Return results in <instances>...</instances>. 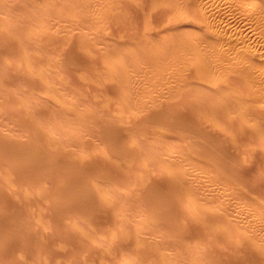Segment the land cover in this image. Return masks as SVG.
<instances>
[{"label": "bare ground", "instance_id": "bare-ground-1", "mask_svg": "<svg viewBox=\"0 0 264 264\" xmlns=\"http://www.w3.org/2000/svg\"><path fill=\"white\" fill-rule=\"evenodd\" d=\"M157 1L159 2V0ZM102 2L105 1L102 0ZM102 2H100V4ZM84 3H82L81 5H84ZM127 3L128 5L126 4L125 0L122 1L114 0V2L111 1L110 9H113L114 12V10H117L118 7H120L122 11L119 13V18H121L123 12H125L124 19L126 20V17L129 16L128 15L129 11L132 10L136 12V10L139 9L136 8V10H134L135 8L133 9V6L129 2ZM69 6H73L74 9H78L77 8L78 6L76 8L74 7V5L71 4ZM86 6L88 7L87 3L85 4V7ZM89 6L91 8L93 5L90 4ZM69 8L71 7H68L67 9ZM153 8L154 10L153 11L151 10L152 11L151 19L148 18L150 17L149 10H146L147 12L144 10H139L142 11L141 14L140 12L138 13L141 16V18L137 17V19L136 18L134 19L136 22H138L137 20H141V21H139L140 23H134L136 24V26H134V24L133 26L134 29L135 27L138 28L142 27L140 31L139 30L136 31L138 33L141 32L142 30L145 33L147 29L151 31V29L153 28V30H155L156 33L153 34L154 37L156 38V42L159 39L161 43V44L158 43V47L165 50H163V52L161 51V49L158 50L160 55L161 53L164 54L162 56H158V58H156L157 56L154 55L156 56L154 57L155 60L151 61V63L153 64L149 66H153L154 62L157 61V64H155V67L158 65L157 68L152 67L154 69V72L153 70H151L152 69L151 67H150L151 69H149L148 68L149 66L145 65L146 66L145 70L147 73H149V76L147 73L146 74L143 73L141 75L145 74L146 78L150 77L151 78L150 80L153 79L154 81L158 80L160 77L161 80L163 77H167L165 79L163 78L162 81H160V79L157 81L158 83L159 81L160 82L164 81L163 83H167L169 80V83L167 84H170L171 81L174 80L176 77L178 78L181 77V79L184 82H187L190 85V91L186 90L187 94L183 91L182 93H184V95L186 94L184 97L183 95L182 97H180L179 96L180 94L176 95V98L177 96H179L178 98H182V100L180 99L181 101L178 100V102L175 101V103L173 101L174 104L171 102L169 103V100L168 101L165 100L167 99V97L165 96H168L170 93L166 91L168 94L166 95L165 94L166 92H163L165 95H163V97L161 96L160 97L163 98L164 101H167V103H165L161 98L158 97V94H160L161 92L158 93L157 96L155 97V94H153L154 90L152 89L154 81L151 82L150 80H148L152 84H150L151 87H149L148 85L149 82H148L146 86H148L153 91L151 94L149 93L150 97L153 94V96L156 99L159 98L158 99L159 101L154 100L155 98L152 97L148 98L150 100H145L149 102L153 99L151 103L152 105L154 104V107L151 109V107L147 105L148 102L147 104L144 103L145 101L140 103L139 101L140 98H138V93H139L138 90L136 89L135 91L132 89V87L129 86L130 81H132L130 79L127 86L125 84L123 85L126 87L129 86V89L131 88V90L127 88L130 92L128 91V93H126V95L124 96L126 97L125 101H122L124 99H121V101L119 100V102L118 100H115L114 103H112L111 100V102L106 106V108H102L105 110L104 115L99 117L96 115L97 113L95 111H94L95 115H93L94 114L93 111L88 110L90 108H83L81 110H78V105L76 104V102L71 101V99H68L71 97V95L74 94L75 96L77 95L76 94L77 91L74 90L73 88L72 91L67 90V88H65L64 90L68 91L66 92V95L67 93L69 94L70 92L74 94H69L66 96L59 92L62 90L61 88L59 90V87L62 86V88H64L63 85L65 87L68 86H66L67 84L64 83L62 84L61 81L56 78H55L56 81L57 82L60 81V84H62V85L59 84L60 85L59 87L57 86L56 82L51 81L54 78L50 79L49 71L51 70V72H53L55 69H53V71L52 69H48L49 71L46 70L48 73L46 74L44 80L38 77L40 74L36 76L34 74H31L30 72L29 73L31 75L28 74V76L30 75L28 77L26 75L27 72L24 71L25 66H23L24 62H26V58L28 57L25 56L24 59L25 54L22 56V52L21 54H19L20 51L16 50L17 48L19 49V47L21 49L22 48L24 49L23 43L22 44L20 43V46H18L19 42H16V38L15 39L12 38L13 35L11 34L10 35L12 37L7 35L8 33H6L4 29L5 24L2 25V23L4 22L6 23V19L3 20L4 22L2 23L0 22V47H3V49L0 48V94H4L2 99H0V111H4L2 113L3 115L1 114V117L4 116V118L9 119L8 122L10 120H13V122L15 120L16 122L17 120L20 122V124L24 123L25 125L24 124L21 125L26 126V127L23 126V128H27L30 133L28 139H26L25 141L24 140L19 141V139L17 138L14 139L15 137L11 135L10 132H4L2 129H0V264H101V259L104 258L103 256L99 257L100 252L103 251L102 245L107 243L106 245L108 247V243L118 239L122 243L125 240V236H127L126 235L127 233L131 234V235L129 234V236L126 237V241H127V238L131 236L129 243L126 242L128 243L127 245L124 244L125 242L122 243L123 245L120 242L119 243L121 244L120 247L125 245L126 248L132 250L131 252L132 256H128L129 254L128 255L124 254L126 252L124 253L122 252V253L124 254L125 257L126 256L131 257L132 259L130 258L129 260H132L133 264L134 261H136L135 264L138 263L167 264L166 260L160 259L161 256L167 257L168 258L167 260L172 259L171 264L173 263L178 264L179 262L177 260L179 258L181 261L184 259L182 258V256L177 258L179 254L178 256H176V254L180 253L181 251L182 252L184 251L188 255V258L193 262L196 259L195 254L197 252H201L199 253L201 254V256H198V258L200 257V259L203 262H205L203 264H264V207H263L264 200L263 199H261L262 201L258 200V203H262V204L261 206L257 207L255 205L257 202L253 203L251 202V200L246 201L245 198L243 200L242 197L244 196L240 195L241 193L239 194L240 191L238 188L236 189L234 188V190L238 189L236 192L232 189L230 190V188L228 187V186L233 187L232 185H239L241 186L242 190L247 193L264 196V190H263L264 186L262 185L264 183V128L260 130H256L258 131L257 134L259 133L263 135L260 136V138H257L256 140L250 142L248 139V135H249L248 134L249 132L247 131L248 129L246 130V128H244L245 126L243 127V125L240 124V120L241 121L248 120L249 122L248 121L247 122L249 124L250 121L259 122V124H263L264 121V105H263L264 64L262 65V63L264 62V54H262L263 50L260 48V50H262L261 55H257V53L256 54L251 53L252 52L251 48L247 46L251 42L254 44L256 42H254L253 40V41H249V44H246L248 42V38L252 36H245L246 34L242 36V34L240 33L244 29L247 30V27L249 26L248 29H251V34L254 36V38H256L255 35H257V37L258 36L262 37L258 39L256 38V40L264 39V0H161L160 4L154 5ZM89 9L86 10L82 8L81 12L83 10L84 11L86 10L89 11V13L91 14L90 11H92L93 9L92 8H91L92 10ZM102 9L104 8L102 7ZM99 10L101 12L100 7L98 8V10H96V12H98ZM76 11L77 10H74L73 13ZM49 12H53V11H47V13ZM67 12H70V9ZM77 12L79 14L81 13L79 11ZM57 14L58 16H60L59 13L54 14V12L50 16L52 17L53 15H55L54 17L56 19L57 18L60 19L57 16ZM134 14L138 16V14L136 13ZM134 14H132L133 17H136L134 16ZM224 14H226L228 17L227 16L225 17ZM44 15L46 16L45 18H48L46 14ZM44 15L41 17L43 18ZM78 15L76 14V16ZM223 15L225 18H223ZM50 16L49 18L52 19ZM105 17L107 18V16ZM55 18L52 20H56ZM130 18H127V20H129ZM233 18L236 19L237 21L238 20L240 21L238 22V25L242 21L244 22V24L247 25V27L244 29H242L243 25H241V27H236L235 25H233L234 23L232 21ZM101 19H100L101 21L99 20L100 22L105 20L103 17ZM127 20H126L127 24L124 23V20H122L124 25L126 26L129 25L128 23L132 22L131 20H129L131 22ZM105 21L104 23L108 25V23H106ZM151 21L153 25L148 27ZM104 23L102 22V24ZM10 24L14 25V23L12 22ZM94 24L92 26H95V29H97L98 31L99 29L98 27H96V24L97 26H99L98 22L95 25ZM99 24L101 25V23ZM139 24H141L142 26H140ZM235 24L237 25V23ZM9 25L8 28H11L9 27ZM13 25L11 26L14 27L15 25L14 26ZM119 25H122L121 21ZM119 25L117 27H119ZM110 26L112 25L109 24V27ZM123 26L120 27L123 28ZM50 28L53 29L52 27ZM19 30L17 31V33L20 34L22 30L21 32H19ZM124 30L125 32L126 30L129 31V29H124ZM13 31L16 32L15 28ZM27 31L29 32V30L25 31L26 32L25 36L28 37ZM33 31L36 30L33 29ZM56 31L57 30H55L54 33H57ZM112 31H111L112 33L110 32L111 35H114L113 34L114 30ZM121 31L123 32V29ZM248 31L249 30H247L246 32L250 33V31L249 32ZM17 33L15 34L18 35ZM98 33L102 34L100 30L98 31ZM126 33L129 34V32ZM22 34L23 33H21L20 35ZM29 34L31 33L29 32ZM33 34L32 37L30 35L31 38L34 37ZM95 34H96L95 35L96 38H98V36H101L104 39L103 37L104 34L103 35H98L97 33ZM127 35L125 36V38L127 37ZM18 36L17 38L18 40H20L21 36L20 37ZM114 36H118V35H114ZM136 36L134 37L136 38ZM21 38H23V35ZM51 38L50 41L55 42L53 43L54 45L57 44L56 42H60V40L57 41V37L56 40L52 38L55 41L52 40ZM28 39L30 38L28 37ZM99 39L100 38H98V40ZM35 40L34 43L38 45L39 44L42 45L41 42L40 43L39 41L35 42ZM92 40L94 42L96 41V39L95 40L91 39V41ZM262 40H260L259 42H261ZM26 41L24 40V42ZM87 42H89V40ZM139 42L140 41H138V43ZM86 43L83 44L86 45ZM105 43L103 45L100 43L102 45V49L103 46L105 47L108 44H110L108 43V41H107L108 43L107 45H105ZM132 43L131 44L134 46V42ZM24 44L26 45L27 43ZM89 44L87 43V45L84 47L86 48ZM94 44L90 45L93 47L92 50L97 49L94 47ZM259 44H261L260 47L264 48L263 46L264 44L263 45L262 43ZM40 45L39 47L34 46V48L41 49L42 47H40ZM256 45H254V49ZM32 46L33 45L30 46L31 49H34ZM70 46L71 49L69 50V52L67 54H65L66 52L64 53L66 55L65 59L61 60V62L59 63L60 70L62 69L63 71H66L67 72L66 74H69V76L71 73L72 76H70V78L71 77L73 78V81H71L72 79L70 80L71 82H74L76 81V79H78V81H76L75 83L73 84L71 82L70 83L73 86L74 84H76L78 87L83 88L84 93L88 95L89 99H92L90 94L93 90L94 91L96 90L92 86L93 90L91 89L92 91H90L91 85L79 79L77 77L78 75H75L78 71L75 70H81V69L83 70V68L89 64V66L87 67L89 68V70L93 69V71L90 72L94 73V70L98 67V63H97L98 61H96L97 59L95 60L90 59L92 56L90 57V53L88 52V50L85 51L88 53L89 59L87 58L88 56H86L87 55L86 53H84L86 57L85 56L82 57L80 55V51L82 47L79 41L78 42H75V40L72 41L70 43ZM135 46H134V50L136 52L137 48L135 49ZM60 47L61 45L58 46L59 49L62 48ZM99 47H100L99 51L94 50L92 52L94 54L97 53L98 55V52L102 51L100 45ZM126 47H128V45ZM137 47H139V45ZM251 47L253 48V46ZM30 50L28 51L30 52ZM256 51L257 49L255 50V52ZM259 51L257 52L260 54ZM36 52H39V49ZM127 52H129V49L127 50ZM127 52H125V54ZM140 52L141 55L142 54L146 55V56L142 55L143 58L148 57L147 54L144 53V50L143 51L140 50ZM31 53L32 52H30L31 58L27 59V66L32 70L35 69L34 67L36 63L35 64L33 63L36 61L35 58L37 57V55L32 56ZM48 53H50V49ZM101 53L102 52H100V55L103 54ZM106 53L105 55L103 54L104 56L103 55L102 56L105 57ZM139 53L137 54L138 58L140 57ZM51 54L53 55L54 53L51 52L47 56L41 52L42 57L46 56L44 59L50 57ZM159 54L157 53V55ZM20 56L25 61H23L20 58ZM124 56L125 55L123 53L122 58H124ZM131 56H134V58H132ZM258 56H260V58H258ZM6 57H8V59L10 58L11 62L9 63L6 62L7 61V59L5 60ZM54 57H56L55 54ZM127 57L133 60L132 62L130 61L131 62L130 64L128 63L129 61L128 62L126 61L125 66H127V64L134 66L133 70L137 71V69H139V66L144 65L142 61L146 64L145 60L147 61L150 56L145 59L140 57L142 59V61L140 60V63L142 64L139 65L137 63L138 64L137 69H135L137 64L134 60H136L137 62H139V60L136 59L134 52L132 51L131 54L127 55ZM98 58H100V60L103 59L102 61L105 62V59L102 58L101 56ZM39 59L38 61L40 62ZM44 59H42L43 62H45ZM125 59L128 60V58ZM149 59H151V57ZM55 60L57 61V59ZM118 60L115 63L116 65L120 61ZM48 61L49 60H47V62ZM172 61L173 64H170V62ZM123 62L124 61H122L121 63ZM165 62L169 66L170 65L173 66V69L171 68L173 71L172 72L173 76L170 75L172 79L171 77L168 78L169 77L168 74L171 71L169 69L170 67H168L167 64H166L167 67L165 68L164 65ZM41 63L42 62H40V64ZM109 63L111 65L112 61ZM132 63H134L136 66L134 64L132 65ZM160 65L161 67L162 65L164 66L163 69L159 67ZM125 66L123 67V71L121 70V68H119V66L118 67L116 66L115 68H111V71H109V69H107L108 71L107 70L106 71L109 72V74L112 77H117V76L119 77L120 75L119 79H122L121 77H123V75L121 73H124ZM131 66H127V67L128 68L130 67L129 69H132ZM36 67H38L37 64ZM120 67H122V65H120ZM88 68L85 69V72L86 70L87 72L89 71ZM129 69H127V71ZM142 69L144 72V68H141L139 69V71L137 72L135 71L137 73L136 75L140 76L139 75L140 73L138 74V72H142L141 71ZM164 69H167L169 72L167 70L164 71ZM38 72L39 71H37V73ZM131 72L135 74L134 71ZM131 72L129 71V73ZM150 72L152 73L151 75L153 77L150 76ZM155 72H157L156 76H158L159 78H156L155 76L156 79H154L153 73ZM88 73L86 75H88ZM179 73L185 74V78H182V76L179 75ZM53 74L55 73L53 72ZM124 74H126V72ZM166 74L167 76H165ZM138 76H136L134 80L138 81V79L139 80L142 79L141 77L137 79ZM173 77L175 78L173 79ZM64 78H62V80ZM144 78L142 79V81L144 80L147 81L146 78L145 79ZM65 80L67 81V79ZM166 80L167 82H165ZM180 80L178 81L179 83H181ZM123 81L126 82V79L124 80V77H123ZM133 81L132 83L136 85V82ZM174 81H176V79ZM174 81L172 83H174ZM118 82L122 84L121 80H119ZM178 82L175 83L176 86ZM158 83L157 86L159 85ZM163 83L160 86H164ZM138 84H140L139 81ZM135 85L134 87H136ZM141 85H143V83L140 84V87ZM170 85L172 87V84ZM160 86L159 88L156 87L157 92H159L158 89L161 90ZM140 87L138 85V88ZM144 87H145V82L143 89ZM153 87L155 88V85ZM165 87H167L166 84ZM165 87H163L164 90L162 88L163 91L166 90ZM179 87L180 85L177 87V89ZM170 88L167 87V89ZM96 89H98V87H96ZM150 89L147 90L145 93H147L148 91L151 92ZM172 89L174 88L172 87ZM100 90L101 89H99V91ZM73 91H76V93ZM143 91L144 90H142V92ZM43 95L46 97H44ZM141 95L142 94L140 92L139 97ZM75 96H73V99L76 98ZM144 96L146 95L145 94L142 95L143 99ZM48 97H52V99L54 100L56 106V109L54 108L55 110H62L60 111V113L61 112L63 113L64 109H71L72 111H74V114L71 116L78 120L89 121L90 119L91 120L93 119L94 120V121L92 120L93 124L94 123L96 124V125L94 124L93 126L98 128V130L95 129V132L97 130L98 133L97 132L96 133L99 135V137L95 132L93 133L95 134L96 137H98L97 140L99 139L100 143L103 144L104 147L100 148V143L99 141H97L99 144H97L98 146L96 145L97 146L96 148V146H94L95 144L94 145L92 144L93 142H95L94 140L96 139L91 140L90 138V140L93 141L91 142L90 140H88L89 137L83 140V141L87 140L89 142L86 141L84 143L81 137L83 135L82 133L80 138L79 136H75L78 137V139L75 138L78 142L76 144L81 148L82 154L79 153L81 152V150L80 151L78 150L80 148L74 151L72 145H69L66 148L71 147L73 150L69 148L67 149L68 150L67 151L65 150L64 147L61 148L64 144L60 147H56V149L55 148L52 149L50 141L47 144V140L46 142L44 140L45 136L40 131L34 129L33 123L35 124L38 123L34 122V119L32 120V123L28 121V116L29 119L31 120L30 115L28 114L29 110L33 108L30 107L32 105V104L30 105L31 102L33 104L36 102L38 105H40V107L42 105L45 108V110L42 109L45 112L42 110H36V108L33 110L31 109L32 111L36 110L37 112H33V114L37 113V115L38 113L39 115H41L42 113V115L44 114L45 116L46 111H49L50 108L53 107L52 106L53 104L50 105L47 102ZM147 97L149 96H146L145 98L147 99ZM220 97H223L224 100H227V103H223L222 101H220L223 100L222 98L219 100L218 98ZM169 98L170 95L168 96V99ZM216 98L218 100H216ZM44 99L47 100L45 101ZM160 100L163 101V103ZM122 102H124L125 104L129 102V105L131 106L127 107L128 109H125L123 107L125 105ZM112 109H114V112L115 110L118 109V112L114 113ZM229 109L230 110L232 109V111H234L235 113H239L240 114L239 119L237 117L236 118L231 117L230 114L228 113ZM4 113L6 115H4ZM49 113L50 111L47 112L48 115H50ZM56 113H58L59 115V111H57ZM62 113L60 116H62ZM233 113L231 115H233ZM92 115L96 117H93ZM52 116L50 115V118H52ZM60 116H58V118ZM90 116L92 117L90 118ZM0 119L4 120L3 118ZM40 120H41L40 121L41 124L42 123L46 124L47 122L50 121L49 120L47 122H44L45 121L44 119H43L44 121H42V119ZM57 120L58 119H56V121L55 120L54 121L51 120V121L54 124L57 122ZM213 121L222 122L223 126H225L224 127L225 132L229 131L228 129H232L233 131V129L238 128V126H241V128H244L243 129L244 133L242 135V137L244 136L243 140L247 138L246 140H248L250 143L243 141V143H247V144H245L244 146L240 145L241 148L239 149L238 152H234L233 154L231 152L230 154L229 148L231 147V144L229 145L230 139L229 140L227 139L229 136H227V138L224 136L225 139H222L220 137L222 135L220 134V132H217L209 128L211 126V122ZM88 123L89 122H87V124L85 123L86 128L90 124ZM59 124L56 123V127L58 125L60 126V130H62L61 127H63V125L62 124L59 125ZM46 125H48V123ZM50 126L51 124L48 126L49 130L52 129ZM262 126L264 127V124ZM55 128L52 129L51 131L55 130ZM66 128L67 129L64 128L63 131H59V129H57V131H59V134L61 136L62 135L64 136L65 134L64 131H69L70 129V127H66ZM91 128L93 127H90V130L88 131L91 132L92 130ZM87 129H89V127ZM70 131L71 133L69 135L66 133L69 137L72 134V130ZM238 131L237 133L239 134ZM66 134L65 137L67 136ZM78 134L76 133V135ZM74 135L75 133H73V136H71V138H73ZM166 135L168 137L175 136V138L177 139L175 138L173 139L175 141L177 140L178 143L181 144V146H183L184 144L185 149L186 148L190 149L191 152L193 151L198 157L206 161L207 164L214 167L215 168L214 171L216 175L213 174L214 171H212V173H209L210 175L207 174V172H205L203 166H205L206 163L200 165L201 163H197L198 161L194 162L192 158H191L192 160L190 159L192 162L188 158L186 159L187 162L190 161L191 163L194 162L196 164H199V165L193 164L192 167H194V165L202 166L201 169L203 168L204 170H199V173L205 172L204 173L205 175H203V173L199 174L198 172H196L200 167L196 171L194 168H193L194 171H192V169L189 170L188 168L185 167H187L186 165H188L189 167L190 163L188 162V164H186V162H184L183 164L185 165H183L182 164L183 161L182 159H180L179 162L183 166H185L184 168H182L183 166L181 165L182 167L180 168V171L181 169L183 170L181 172L178 171L177 173L178 176L180 174L181 177H183L184 179V180L182 179L184 185H180L179 182L181 180L178 178L177 174L173 172L175 167L172 165L173 167L172 168L170 165L165 163L166 160L165 157L171 156L172 158L175 157L177 159L181 157L176 153L174 155H178V157L174 156L173 153H172L173 156L166 155L168 153V150L169 151L171 150L170 153L172 152V150H174L173 152H175L176 150L174 149V147L176 148V146L171 147L172 149L166 147L165 148L166 150L168 148L169 149L167 151L165 150L164 152L165 154H164L163 153L164 150L162 149H164V145L166 143H164L163 141L164 145L160 146V148L163 147L162 149H160L162 151L157 152L158 155L162 153L161 156L162 159H164V161H162L161 156L160 158L158 155L154 156V153L156 154L155 151L153 153V151L149 150L148 151L149 153L146 154L143 153L142 150L145 147H143V145L139 143L142 140L141 138L147 139L146 141L147 143V142H152V140L162 139L163 137H166ZM84 137L86 138L85 135H83V139ZM132 137H135V140L138 141L137 143H139V145L137 143L132 142L131 139ZM71 138H68L69 139L68 142H70ZM136 138L138 139L140 138V141L137 140ZM50 139L53 140L54 138L51 137ZM75 139H72V141H75ZM79 139H81L82 145H80ZM174 140L171 141L174 142ZM239 141H242L241 137L239 138V140L233 139L234 143H239ZM144 143L145 141H143V144ZM66 144L68 145L67 139H66ZM140 145H142L143 149L140 148ZM157 146L158 144H156V146L153 147H157ZM238 147L239 145L235 148ZM181 150L182 149H180L179 151ZM164 155L166 156L163 158ZM184 155L185 154H183V156ZM171 157L170 159H172ZM184 159L185 158H183V160ZM142 161H144L145 163H143ZM174 161L176 160L174 159ZM248 161H253L252 162L253 165L252 166H250V164L248 165L247 163ZM176 166H178L179 169L180 166L177 165V163ZM260 168H262V170H260ZM175 171L177 172V168ZM204 177L209 179H205ZM218 177L220 178L218 180H222L221 178L223 177L226 180L225 182H227L228 186L223 184L222 185L217 184V180H215V178ZM120 191L121 193L124 192L129 195H134L141 199V200L139 199L142 202L141 207L139 208L140 210L136 212V216L135 213L133 214L132 210H131L132 213H130L131 212L130 209L129 212L127 213V214L129 213L132 214V216L134 215L137 219L129 217L130 215H128L129 217L128 218L126 216L127 214L125 215V213L117 209L116 207L117 197L115 198V194L112 193L118 194ZM39 192L43 193V196L46 198L45 200L50 202V205H47L50 208L48 207L46 208V204H43L45 210L46 209L52 210L55 216L54 219L52 218L51 219L57 220V222H55L54 229L52 228V230H54V233H52L51 235L48 234L49 236H44L43 235L44 232L41 233L42 230L40 229H39L40 231L38 229L34 230L35 228L34 219L32 218L33 216H31L33 215L31 214V212L37 213L36 209L40 210L39 204L41 203L42 205V203H45L44 201L36 202L35 201L36 198L35 199L33 198L34 200L32 199L31 201V198L33 196L36 197L41 195V194L34 195V193L36 194ZM235 192L237 193L238 197L237 195H234ZM240 198H242L243 202L239 200ZM42 199L44 200V198ZM123 199L121 200V202L124 201ZM29 200L31 202L37 203L34 205L32 203V206L33 207L35 206V208H33V211L31 209V212H29V210L26 209L28 205H30L31 203L29 202ZM214 204H216V206H214ZM137 205L136 207L133 208L138 209ZM207 205L213 206L214 209L209 210L207 208ZM132 206L135 205H133L132 203ZM124 208L125 207H123V209ZM50 210L48 212H50ZM42 213L43 212H41V215ZM28 214H31L30 215L31 218ZM45 214L47 213L45 212ZM44 216L43 217L46 218L48 215L47 216L44 215ZM205 218H206V224L204 223L205 221L203 222ZM76 219L77 222L82 221L85 224L94 227V229L98 231V233L96 232L97 234L95 233L96 235L91 233V235H93V239L85 240L86 238H84L82 235H81L82 237H80L81 232L79 233V231H77V227L75 228L74 225L75 221L73 222V220ZM132 219L137 220L136 222L138 223L137 226L132 224L133 221ZM46 220H44V222ZM46 222L48 223V221ZM208 222H211L210 225L212 226L213 230L210 229L209 226H206L208 225L207 224ZM47 223L46 225L50 224ZM80 223L81 222H79V225ZM145 224L148 225V227ZM37 225L39 224L37 223ZM126 225L131 227V231L129 230L128 232L124 228V226ZM136 227L138 228L137 236H133L135 235ZM238 227L242 229V231L238 230ZM92 231L94 232V230H91V232ZM76 233H79V235ZM78 238H83V239H78ZM59 241L62 242L63 244H60ZM133 241L135 242V245L138 246L137 249L135 247H134L135 249L131 247L133 245L131 244V242L133 243ZM160 241L166 242V243L163 242V244L165 243L168 245V243H171L174 246H171V244H169L168 246L166 245V247L163 249L162 247H160L161 245L154 244L156 242L160 243ZM94 242H97L100 245L95 244ZM125 246L123 248H125ZM114 247H116V245ZM175 247L179 249H176ZM123 248L122 250H126ZM174 248L177 251L179 250V252L173 250ZM118 250H116V252H118ZM195 250L196 252H194ZM173 251L175 252V255L172 254ZM117 254H119V252L116 253L115 255ZM117 256L118 257L115 256V258L122 259L120 254ZM106 257H107L106 261L114 260V257L113 258L111 257L112 259L108 255ZM125 257L123 259L128 258ZM117 259H115L117 261V264H120L118 263L120 259L119 260ZM200 259H198V261ZM174 260H176L178 263L176 261L174 262ZM121 261L123 263L124 262L126 263V261L124 260ZM198 261H196L195 264H197ZM112 262H110V264ZM127 262L129 261L127 260ZM131 262L129 263L132 264ZM186 262H187L186 260L185 262L183 260V263L186 264ZM188 262L190 261L188 260ZM193 262L192 264H194Z\"/></svg>", "mask_w": 264, "mask_h": 264}, {"label": "rangeland", "instance_id": "rangeland-1", "mask_svg": "<svg viewBox=\"0 0 264 264\" xmlns=\"http://www.w3.org/2000/svg\"><path fill=\"white\" fill-rule=\"evenodd\" d=\"M72 1V2H71ZM73 1H74V3H73ZM102 2V0H95V2ZM105 2H102L101 4H100V2L99 3H95L94 2V0L93 1H91V0H0V22L2 23V22H4L3 20H5L6 19V23H7V21H8V23H7V26H6V23L4 22V23H2V25H4V29H5V31H6V33H8L7 35H9V36H11V35H13V37L12 38H16V42H19V44H18V46H20V43L22 44L23 43V46H24V52H26V53H24L23 52V50L19 47V49L17 48L16 50H18V51H20V53L19 54H21V52H22V56L24 55V59H25V56L26 57H28V58H31V55H30V52H32L31 54H32V56L33 55H37V57L39 56V53H40V56L38 57V59L40 60V62H42L44 65H45V63L47 62V60H49L47 63H46V65L44 66L42 63L40 64V62L38 61V59H37V57L35 58L36 59V61L33 63V64H37L38 65V67L40 66L41 67V69H40V67L38 68V67H36V64H35V69H30L28 66H27V59L28 58H26V62H24V64H23V66H25V72H27V76H28V74H34V75H36V76H38L39 74V76L38 77H40V78H42V80H44L45 79V76H46V74L48 73L47 71H49L48 69H52V71H53V69H55L53 72L55 73V74H53V72H51V70L49 71L50 72V79L51 78H54L53 80H51L52 82H56L57 83V86L59 87L60 85H62L63 83L64 84H67L66 86H71V87H65L64 85H63V87L64 88H62V86L61 87H59V90H60V88L63 90H61V91H59L60 93H62V94H64V95H66V92H68V91H66V90H64L65 88H67V90H71L72 91V88L74 89V90H76L77 91V93H76V91H73V92H75L77 95L75 96V94L74 93H69V94H74V95H71V97L70 96H68V97H70V98H68V99H71V101H74V102H76V104L78 105V110H81V109H83V108H90V109H88V110H91V111H93V115H95V112L97 113L96 115L99 117V116H103L104 115V109H102V108H106V106L111 102V100H112V103H114V101L115 100H118V102H119V100L121 101V99H124V100H122V101H125V99H126V97H124L125 95H126V93H128V91L129 90H131V88L129 89V86L130 87H132V89L133 90H135L136 91V89L138 90V98H140L139 99V101H140V103L141 102H144L145 100H150V99H148V98H155L156 96H157V94L158 93H163V92H166V91H168V93H170L169 95H170V98L168 99V94H167V92L165 93L166 95H168V96H165V97H167V99H165V100H169V103L171 102V103H173V101H174V103H175V101H177L178 102V100L179 101H181L182 100V98H178L179 96L180 97H182V95H183V97L187 94L186 93V90H189L190 91V85L187 83V82H184L182 79H181V77H173V79L175 78L176 79V81H174V80H172L171 81V79H172V77L170 76V75H172L173 76V74H172V69H173V66H169L166 62H169V61H166L165 62V68L167 67V65H168V67H170L169 69H170V71L171 72H169L167 69H164V71L165 70H167L168 72H169V74H168V78H170L171 77V79H170V81H171V83L170 84H172V87L175 89V87H176V89H175V91H174V89H172V87H171V85L170 84H167V83H169V80H168V82H167V80L165 81V82H167V83H163V82H160V81H162L163 80V78L165 79V78H167V77H163L162 78V80L158 77V76H156V73L157 72H155V73H153V75H154V79H156V78H159L160 79V81H159V83L157 82L158 80H155L156 81V83H155V81L152 79V80H150L151 78L150 77H148L149 76V73H147L146 72V66L145 65H147V66H149V65H152L153 63H151V61H154L155 59H154V57H156V58H158V56H162L164 53H161V55L159 54V52H158V50H160L161 48H159L158 47V43H160V41H159V39L157 40V42H156V38L154 37V35L153 34H156L155 33V30H153V28L151 29V31L149 30V29H147V31L144 33L143 32V30L141 31V32H136V31H140L141 29H142V27H140V28H138V27H135V29H134V26H136V24H134V23H140L139 21H141V20H137L138 22H136L135 21V19L134 18H136L137 19V17H139V18H141V16L138 14L139 12H140V14H141V12L142 11H139V10H144V11H146V10H149V15H150V17H148L149 19H151V13H152V11L154 10V8H153V6L154 5H157V4H160V1L161 0H159V2L157 1V0H152V1H150V0H125V2H126V4L128 5V3L127 2H129L132 6H133V9L134 10H136V8L138 9V10H136V12L135 11H129L130 12V14H129V12H128V15L129 16H127L126 17V20H127V18H130V17H132V18H130L129 20H131V21H129V20H127V21H129V22H131V23H128L129 25H124V23H126V20L124 19V15H125V12H123V15H122V17L121 18H119V13L122 11V9L120 8V7H118V9L117 10H114V12H113V9H110V3H111V1H113L114 2V0H104ZM120 1V0H119ZM122 1V0H121ZM131 1H132V3H131ZM146 1H148V2H146ZM158 3H157V2ZM77 2V3H76ZM85 2V3H84ZM90 2V3H89ZM82 3H84V5H81ZM87 3V5H88V7L86 8L85 7V4ZM93 3H95V4H93ZM74 5V7L76 8L77 6V8L78 9H74L73 8V6H69V5ZM90 4H92L93 6L90 8ZM98 4H100V5H98ZM147 4H149V5H147ZM97 5H98V7H97ZM104 5H106V6H104ZM80 6V7H79ZM85 8H84V7ZM135 6V7H134ZM148 6V7H147ZM68 7H71V8H69L70 9V12H67L69 9H67ZM83 9H91L92 11H90L91 12V14L89 13V11H82L81 12V9L82 8ZM101 8V12H100V10L98 11V12H100V13H98V12H96V10H98V8ZM102 7L104 8V9H102ZM94 8H95V10H94ZM97 8V9H96ZM67 11H66V10ZM89 9V10H90ZM74 10H77V11H79V12H81L80 14L77 12H74L73 13V11ZM152 10V11H151ZM47 11H53L54 12V14H56V13H59V15L61 16V14H62V16L60 17V16H58V14H57V16L60 18V19H56L54 16L55 15H53L52 17L50 16V15H52V13L53 12H49V13H47ZM71 11H72V13H71ZM94 11V12H93ZM124 11H125V9H124ZM65 12V13H64ZM92 12H93V14H92ZM132 12V13H131ZM147 12V11H146ZM51 13V14H50ZM134 13H136V14H138V16L137 15H135ZM44 14H46L47 16H48V18H49V16L52 18V19H56V20H52V19H48V18H45L46 16L44 15ZM73 14H75V15H73ZM76 14L78 15V16H76ZM99 14V15H98ZM100 14H101V16H100ZM132 14H134V16H136V17H133V15ZM36 15V16H35ZM44 15V19L41 17V16H43ZM103 15V16H102ZM117 17H116V16ZM225 15V17L227 16L226 14H224ZM224 15H223V18H225L224 17ZM56 16V17H57ZM105 16H107V18L105 17ZM104 18L105 20V22L106 23H108V25L107 24H105L104 23V21H102L104 24H102V22H100L101 20H103V19H101V18ZM228 17V16H227ZM99 18V19H98ZM123 18V19H122ZM47 19V20H46ZM101 19V20H100ZM49 20V21H48ZM100 20V21H99ZM117 20V21H116ZM122 20H124V23H123V21ZM163 20H164V18H163ZM10 21V22H9ZM118 21H119V23H118ZM120 21L122 22V25H119L120 24ZM134 21V22H133ZM231 21V20H230ZM234 23H233V25H235L236 27H241V25H243L242 27V29H244V28H246L247 27V25L246 24H244V22H242L241 21V23L238 25V22H240L239 20L237 21L236 19H234L233 18V20H232ZM14 23V25L13 24H10V23ZM98 22V25L99 26H97V23ZM96 24V27H98V29L102 32V34L100 33H98V31H97V29H95V26H92L93 24ZM99 23H101V25L99 24ZM116 23V24H115ZM235 23H237V25L235 24ZM10 24V25H9ZM94 24V25H95ZM109 24L110 25H112V26H110L109 27ZM127 24V23H126ZM131 24H132V26H131ZM133 24H134V26H133ZM8 25H9V27H11L13 30H14V28H15V30H16V32L15 31H13L11 28H8ZM11 25H13L14 27H12ZM20 25V26H19ZM119 25V27L120 26H123V28L122 27H117ZM140 26H142L141 24H139ZM139 25H137V26H139ZM149 25V24H148ZM153 24H152V21H151V23H150V25L148 26V27H150V26H152ZM129 26V27H128ZM50 27H52L53 29H51ZM94 27V28H93ZM105 27V28H104ZM107 27V28H106ZM128 27V28H127ZM130 27H131V30H130ZM249 27V26H248ZM248 27H247V30H249L250 31V33H247L246 31V29H244V30H242L240 33L242 34V36H244V34H246L245 36H252V37H247L248 38V42L246 43V44H249V41H253L254 40V42H256L257 43V45H256V43L254 44V43H250L247 47H249V48H251V53H254V54H256L257 53V55H261V51L263 52L262 54H264V48L263 47H260V45L261 44H259V43H262V45L264 44V39L262 40V39H259V40H256V38L258 39V38H262L261 36L259 37H257V35H255V37L256 38H254V36L251 34V29H248ZM28 28V29H27ZM30 28V29H29ZM112 28V29H111ZM119 28V29H118ZM132 28H133V30H132ZM136 28H138V29H136ZM19 30V32H21V30H22V32L21 33H23L22 35H23V38H21L22 37V35H20L19 33H17V31ZM24 29H26V30H29V32L31 33V34H29V32L27 31V35H28V37L30 38V39H28V37L27 36H25L26 35V30H24ZM33 29L34 30H36V31H33ZM118 31H117V30ZM123 29V32L124 33H126V32H129V34L131 35H129L128 33H126V34H124L121 30ZM124 29H129V31L128 30H126V32H125V30ZM12 30V31H11ZM33 32H32V31ZM55 30H57L56 32L57 33H54V31ZM96 30V31H95ZM109 30V31H108ZM112 30H114V35H118V36H114V35H111V33L113 32ZM115 30H116V33H115ZM8 31V32H7ZM12 33H11V32ZM49 31H51V32H49ZM112 31V32H111ZM121 31V32H120ZM132 31V32H131ZM135 33H134V32ZM248 31V32H249ZM25 32V33H24ZM111 32V33H110ZM15 33H17L18 35H14ZM33 33H35V34H33ZM50 33V34H49ZM54 33V34H53ZM95 33H97L98 35H103V37H104V39L101 37V36H98V38H100L99 40H98V38H96V34ZM142 33V34H141ZM11 34V35H10ZM32 34H33V38H31L32 37ZM48 34H49V36H48ZM52 34V35H51ZM55 34H58V35H55ZM123 34H124V37H123ZM130 36H128V35ZM136 34H137V36H138V38H137V36H136ZM139 34V35H138ZM30 35H31V37H30ZM127 35V37L125 38V36ZM136 36V38L134 37V36ZM140 35H142V36H140ZM16 36V37H15ZM17 36L18 37H20V40H18V38H17ZM25 36V37H24ZM47 36V37H46ZM52 38H54L55 40H56V37H57V41H59L60 40V42H56L57 44H53V43H55V42H51L50 41V38L51 37ZM53 36H55V37H53ZM27 37V38H26ZM46 38V40H45V38ZM154 37V38H153ZM11 38V39H12ZM35 38H36V40H35ZM49 38V39H48ZM51 38V39H52ZM135 38V39H134ZM251 38V39H250ZM13 39V40H14ZM23 39V40H22ZM37 39H39V40H37ZM42 39H44V40H42ZM54 39H52V40H54ZM91 39H96V43H97V45H96V43L92 40L91 41ZM109 39V40H108ZM140 39V40H139ZM250 39V40H249ZM18 40V41H17ZM24 40L26 41V42H24ZM34 40H35V42L37 41H39V43L41 42L42 43V45H40V47H42L41 49L40 48H38L39 49V52H36L38 49L36 48H34V46H37V47H39V45L38 44H36V43H34ZM54 40V41H55ZM75 40V42H80L81 43V51H80V55L83 57V56H85V54L84 53H86L87 55L86 56H88L87 58L89 59V55H88V53L85 51V50H88V52L90 53V59H97L96 61H98L97 63H98V67L94 70V73L93 72H90V71H93V69H90L89 70V68L87 67V66H89V64L87 65V66H85L86 68H88V72H87V70H86V72H85V67L83 68V70L81 71V70H75V71H78V72H80V73H76L75 75H78L77 77L79 78V79H81L82 81H85L87 84H89V85H91V88H90V91H92L93 89H92V86L94 87V89L96 90V91H92L91 92V98L92 99H89V97H88V95L86 94V93H84V90H83V88H80V87H78L76 84H74V86L72 85L73 83H75L76 81H78V79H76V81H74V82H71V81H73V78L71 77L70 78V76H72L71 75V73L70 72H68V73H70V76H69V74H66L67 72L66 71H63L62 69L60 70V66H59V63L61 62V60H63V59H65V57H66V55L65 54H67L68 52H69V50L71 49V46H70V43L72 42V41H74ZM78 40V41H77ZM89 40V42H87ZM101 40H102V42H101ZM105 40V41H104ZM126 40V41H125ZM132 40V41H131ZM136 40V41H135ZM256 40V41H255ZM260 40H262L261 42H259ZM22 41V42H21ZM99 41V42H98ZM107 41H108V43H110V44H108L107 43ZM130 41H131V43L132 42H134V46L135 45H139V47H137V46H135V49L137 50L136 52H135V50H134V46L130 43ZM138 41H140L139 43H138ZM47 42V43H46ZM52 44H51V43ZM89 44V43H92V44H94V47L95 48H97V49H93L92 50V46H90V45H92V44H89L88 46H89V48H88V46L85 48L84 46H86L87 45V43ZM105 43V45H107V46H103V49H102V45ZM137 42V43H136ZM259 42V43H258ZM24 43H27L26 45L24 44ZM33 43V44H32ZM83 43H86V45L85 44H83ZM102 45H101V44ZM111 43H113V44H111ZM120 43H122V44H124V45H122V44H120ZM45 44V45H44ZM46 44H47V46H46ZM51 44V45H50ZM101 46V49H102V51H100V52H102L104 55H105V53L106 52H108V53H106V56L105 57H103L102 55H100V52H98V55H97V53H93L92 51H94V50H97V51H99L100 50V47H99V45ZM115 44V45H114ZM155 44H156V46H155ZM161 44V43H160ZM251 44H254V45H256L255 46V49H254V45H251ZM31 45H33L32 47L34 48V49H31ZM50 45V46H49ZM52 45H54V46H52ZM61 45V49H59L58 48V46H60ZM116 45H118V46H116ZM128 45V47H126ZM132 45V46H131ZM253 46V48L251 47V46ZM259 46V47H258ZM264 46V45H263ZM26 47V48H25ZM44 47V48H43ZM56 47V48H55ZM91 47V48H90ZM120 49H119V48ZM131 47V48H130ZM148 47V48H147ZM0 48H2L3 49V47H0ZM28 48V49H27ZM53 48V49H52ZM106 48V49H105ZM138 48H139V50H138ZM145 48V49H144ZM156 50H155V49ZM158 48V49H157ZM248 48V49H249ZM260 48L262 49V50H260ZM22 51H21V50ZM27 49V50H26ZM31 49V50H30ZM49 49H50V53L52 52V53H54L55 54V56L56 57H54V54L52 55H50V57H48V58H46V59H44L46 56H43L42 57V55H41V52L43 53V54H45V55H49L50 53H48L49 52ZM129 49V52H127V50ZM148 49V50H147ZM257 49V51H259L260 52V54L256 51L255 52V50ZM259 49V50H258ZM28 50H30V52L28 51ZM34 50V51H33ZM56 50V51H55ZM105 50V51H104ZM140 50L141 51H143L144 50V53H146L147 54V56L149 57H151V59H149L148 57H145V58H148V60L146 61L145 60V62H146V64L142 61V59L141 58H143V56H146V55H144V54H142L141 55V52H140ZM147 50V51H146ZM163 50H165V49H161V51L163 52ZM250 50V49H249ZM41 51V52H40ZM104 51V52H103ZM134 52V54H135V57H136V59L137 60H139V62H137L136 60H134L135 62H136V64L138 63L139 65L140 64H144L143 66H139V69H141V68H144V72H143V69L141 70L142 72H138V74L140 75V76H138V75H136L137 73V71H139V69H137V67H138V64H137V66L134 64V63H132V65L134 64L136 67H135V69H137V71L136 70H133V68H134V66H131V65H128L127 64V66H131L132 67V69H129L127 66H125L126 65V61L130 64L131 62H132V60L133 59H130L129 57H127V55H129V54H131V52ZM140 53H139V52ZM160 51V52H161ZM35 52V53H34ZM66 52V53H65ZM96 52V51H95ZM125 52H127L126 54H125ZM139 53V56L141 57H139L138 58V56H137V54ZM165 52V51H164ZM34 53V54H33ZM57 53H58V55H57ZM65 53V54H64ZM123 53H124V55L126 56H124V58H122L123 57ZM149 53V54H148ZM157 53L159 54V55H157ZM30 56H29V55ZM108 54V55H107ZM65 55V56H64ZM102 57V58H104L105 59V62L104 61H102V60H100V58H98V57H100V56ZM114 55V56H113ZM132 55H133V53H132ZM154 55H156V56H154ZM54 57V59H53V57ZM85 56V57H86ZM95 56V57H94ZM109 56V57H108ZM153 56V57H152ZM41 57H42V59H44L45 60V62H43V60L41 59ZM52 57V58H51ZM63 57V58H62ZM120 59H119V58ZM132 58H134V56H131ZM20 58L23 60V58L20 56ZM108 60H107V59ZM124 59V60H122V59ZM125 58H128V60H126ZM145 58H143V59H145ZM258 58H260V56H258ZM7 59V61L6 62H11L10 61V58L8 59V57H6L5 58V60ZM51 59H53V60H51ZM55 59H57V61L55 60ZM112 59V60H111ZM120 61H119V60ZM130 59V60H129ZM12 60V59H11ZM60 60V61H59ZM119 61L118 63H117V65L115 64L116 63V61ZM140 60L142 61V63H140ZM157 60V59H156ZM261 60V59H260ZM23 61H25V60H23ZM53 61H56V62H53ZM88 61V60H87ZM100 61H102V62H100ZM107 61H109V62H111L112 61V64L110 65V63L109 62H107ZM122 61H124L123 63H121ZM131 61V62H130ZM149 61V62H148ZM171 61V60H170ZM13 62V61H12ZM39 64H38V63ZM54 65H52V64ZM108 63V64H107ZM121 63V64H120ZM125 63V64H124ZM150 63V64H149ZM32 64V65H33ZM55 64H56V66H57V68H56V66H55ZM86 64V63H85ZM84 64V65H85ZM103 64V65H102ZM155 64H157V61H155L154 62V65L153 66H149L148 68L149 69H151L152 67H155ZM167 64V65H166ZM170 64H173V61L172 62H170ZM264 64V62L262 63V65ZM105 65V66H104ZM118 67L119 66V68H121V70L123 71V67L125 66V69H124V73L126 72V74H124V73H121L122 75H123V77H124V80L126 79V82L125 81H123V77H121L122 79H119L120 78V75H119V77L117 76V77H112L110 74H109V72H107L108 70L107 69H109V71H111V68H115L116 66ZM120 65H122V67H120ZM28 68H27V67ZM158 66V65H157ZM157 66L155 67V68H157ZM33 67V66H32ZM53 67V68H52ZM127 67V68H126ZM151 67V68H150ZM159 67H161V65L159 66ZM158 67V68H159ZM163 65H162V69H163ZM37 68V69H36ZM47 68V69H46ZM100 70H99V69ZM103 68H105V69H103ZM172 68V69H171ZM264 68V67H263ZM127 69H129L128 71H127ZM26 70H29V71H26ZM34 70H36V71H34ZM47 70V71H46ZM107 70V71H106ZM148 70V69H147ZM151 70H153V72H154V69L152 68ZM157 70H159V69H157ZM156 70V71H157ZM37 71H39L38 73H37ZM40 71H41V73H40ZM45 71V72H44ZM129 71L131 72V71H136L135 72V74H133L132 72L131 73H129ZM30 72V73H29ZM61 72H62V74H61ZM36 73V74H35ZM45 73V74H44ZM53 75H52V74ZM60 73V74H59ZM88 73V75H86ZM143 73H147L148 74V78H146V75H145V78H146V80L147 81H142V79L144 78V75H141V74H143ZM30 74V75H31ZM43 74V75H42ZM90 74V75H89ZM152 73L150 72V76L151 77H153L152 75H151ZM167 74L165 75V76H167ZM183 74V73H182ZM181 73H179V75H181L182 76V78H185V74H183L182 75ZM29 75V76H30ZM49 75V74H48ZM47 75V76H48ZM60 75V76H59ZM64 75V76H63ZM94 75V76H93ZM121 75V76H122ZM138 76L137 77V79L138 78H142V79H138V81H139V83L140 84H142L143 83V85H141V87H140V84H138V81H136V80H134V78L136 77V76ZM28 76V77H29ZM53 76V77H52ZM55 76V77H54ZM127 76H129V77H127ZM132 76V77H131ZM134 76V77H133ZM143 76V77H142ZM155 76H156V78H155ZM44 77V78H43ZM49 77V76H48ZM64 77H67V78H64ZM106 77H109V78H106ZM58 79V80H60L61 81V83L62 84H60V81L59 82H57L56 81V79ZM62 78H64L63 80H62ZM128 78V79H127ZM144 78V79H145ZM65 79H67V81L65 80ZM72 79V80H71ZM114 79V80H113ZM130 79L133 81H135L136 82V85L135 84H133L132 83V81H130ZM177 79H181L180 80V82L181 83H179L178 81L179 80H177ZM65 80V81H64ZM71 80V81H70ZM96 80V81H95ZM119 80H121L122 81V84H120V82H118ZM148 80H150L151 82L152 81H154L153 82V86L155 85V88L152 86V89L154 90V92L157 90V88H159V86L160 85H162V83H163V85L164 86H160L161 87V90H159L158 89V91L159 92H153L152 91V89H150L149 87H151L150 86V84H152L150 81H148ZM129 81H130V83H129ZM133 81V82H134ZM141 81H142V83H141ZM174 81V83H172ZM72 84H71V83ZM118 82V83H117ZM125 82V83H124ZM144 82H145V87H144V89H143V86H144ZM149 82V83H148ZM176 82H178V84L180 85V87H182V88H178L177 89V87L179 86L178 84H177V86H176ZM70 83V84H69ZM129 83V86L128 87H126L127 86V84ZM148 83V85H149V87L148 86H146V84ZM155 83V84H154ZM157 83L159 84L158 86H157ZM185 83H187V84H185ZM60 84V85H59ZM111 84V85H110ZM117 84H119V85H117ZM126 85V86H123V85ZM165 84L167 85V87L168 88H170V89H167V87H165ZM173 84H174V86H173ZM183 84V85H182ZM185 84V85H184ZM76 85V86H75ZM134 85L136 86V87H134ZM138 85H139V87L140 88H138ZM169 85H170V87H169ZM182 85V86H181ZM102 86V87H101ZM75 87V88H74ZM96 87H98V89H96ZM124 87V88H123ZM157 87V88H156ZM163 87H165V91H163L164 90V88ZM185 87V88H184ZM71 88V89H70ZM115 90H114V89ZM129 90H128V89ZM135 88V89H134ZM141 88H142V90H144L143 92H142V90H141ZM162 88H163V90H162ZM92 89V90H91ZM99 89H101L100 91H99ZM103 89V90H102ZM110 89V90H109ZM140 89V90H139ZM151 90V92L150 91H148L147 93H145L147 90ZM114 91V92H113ZM119 91V92H118ZM171 91H172V93H171ZM185 92L186 94L184 95V93H182V92ZM188 91V92H189ZM65 92V93H64ZM130 92V91H129ZM140 92H141V94L143 95V94H145L146 96H149V97H147V99L145 98L146 96H144V99L142 98V95L139 97V95H140ZM153 92V94H155V97L153 96V94L151 95V97H150V94ZM175 94H174V93ZM178 92V93H177ZM41 93V92H40ZM150 93V94H149ZM158 94V97L159 98H161V97H163V95H165L164 93L163 94ZM182 93V94H181ZM68 93H67V95H69ZM124 94V95H123ZM180 94V95H179ZM3 95L4 94H0V99H2V97H3ZM66 95V96H67ZM123 95V96H122ZM172 95V96H171ZM175 95V96H174ZM176 95H179V96H177V98H176ZM44 96V95H43ZM65 96V97H66ZM73 96H75L76 98H74L73 99ZM95 96V97H94ZM161 96V97H160ZM44 97H46V96H44ZM110 97H112V98H110ZM117 97V98H116ZM123 97V98H122ZM157 97V98H158ZM174 97V98H173ZM141 98H142V100H141ZM158 98V99H159ZM223 99V100H220V99ZM105 99V100H104ZM107 99H108V101H107ZM158 99H154V100H158ZM162 100H163V98H161ZM181 99V100H180ZM220 101H222L223 103H227V100H224V98L223 97H220V98H218ZM217 98H216V100H218ZM45 101L47 100V99H44ZM50 100H52V101H50ZM153 100V99H152ZM151 100V101H152ZM103 101H104V103H103ZM151 101H145L144 103H146L147 104V102H148V106H150L151 107V109L154 107V104L152 105V103H151ZM159 101V100H158ZM161 101V100H160ZM164 101V100H163ZM163 101H161L162 103H163ZM167 101H164L165 103H167ZM47 102L50 104V105H52L53 107H51L50 108V115L52 116V118H50V115H48L47 114V112H49V111H46V113H45V116H46V114H47V116L45 117L44 116V114L42 115V113H41V115H39V113H38V115H37V113H34L33 114V112H37L36 110H42V109H44L45 110V108H44V106H42L41 105V107H40V105H38L36 102L34 103L35 105H36V107H35V105L31 102L30 103V107H33V108H31L32 110L33 109H35L36 108V110H34V111H32L31 109L29 110V115H30V118H31V120L29 119V116H28V121L29 122H31L32 123V120L34 119V122H36V123H38V124H35V123H33V127H34V129H36L37 131H40L44 136H45V138H44V140H45V142H46V140H47V144L49 143V141H50V144H51V148L53 149V148H55L56 149V147H60V146H62L63 144L65 145L66 144V139H67V143H68V145L66 144L65 146L63 145L61 148H65V150H67V149H71V150H73L74 149V151L75 150H77L78 148H80L76 143H78L77 142V140L76 139H78V137H75V136H79V138H80V136H81V134L83 133V135H85L86 136V138L84 137V139H83V135L81 136L82 137V141L83 140H85V139H87V137H89L88 138V140H90V138H91V140H94V139H96V140H94L95 142H93V141H91V142H93L92 144L94 145V146H96L97 144H99L100 143V141H99V139L97 140V138L99 137V135L97 134L98 132H97V130H98V128H96L95 126H93L94 124H93V121L90 119L89 121L87 120V121H82V120H78V119H76V118H74V117H72L71 115H73L74 114V111H72L71 109H64L63 110V113H62V116H60L61 115V113H60V111H62V110H55L56 109V106H55V102H54V100L52 99V97H48V100H47ZM50 102H52V103H50ZM118 102H115V103H118ZM107 103V104H106ZM125 106H123L125 109H128L127 107H129V106H131V105H129V102L128 103H124V102H122ZM173 103V104H174ZM229 103V102H228ZM143 104V103H142ZM151 104V105H150ZM29 105V104H28ZM101 105V106H100ZM263 105H264V103H263ZM37 106H39V107H37ZM39 108V109H38ZM55 108V109H54ZM116 108V107H115ZM114 108V109H115ZM114 109H112L113 110V112H114ZM44 110H42V111H44ZM57 111H59V115H58V113H56ZM95 111V112H94ZM231 111V112H230ZM4 111H0V118H3L4 120H2V119H0V129H2L4 132H10V134L11 135H13L15 138L14 139H19V141H22V140H26V139H28V137L30 136V133H29V131H28V129L27 128H23V126L25 125L24 123H21V124H24V125H21L20 124V122L19 121H17L16 120V122H15V120H14V122H13V120H10L9 122H8V120L9 119H6V118H4V116L3 117H1V114L3 113ZM45 112V111H44ZM51 112H52V114H51ZM118 112V109L117 110H115V112L114 113H117ZM234 111H232V109L230 110H228V113L230 114V116L231 117H234V118H238L239 119V117H240V114L239 113H233ZM32 113V114H31ZM54 113H55V115H58V116H60L59 118H58V116H55L54 115ZM233 113V115H231ZM120 114H122V113H120ZM3 115V114H2ZM4 115H6L5 113H4ZM92 115V116H93ZM92 116H90V118L92 117ZM43 117V118H42ZM49 117V118H48ZM60 119L61 120V122H60V120L58 121L57 120V122L56 123H60V124H62L63 125V127H61V129L62 130H60V126H58L57 125V127H56V123H54L53 124V122L51 121V120H55L56 121V119ZM93 117H96V116H93ZM54 118V119H53ZM40 119H42V121H44V122H47V121H49L50 122V124H51V128L52 129H54L55 127V130H53V131H51L52 129H50L49 130V128H48V126L50 125L49 124V122H47L48 123V125H46L45 123H42V124H44V125H42L41 124V120ZM44 119V120H43ZM40 123H39V122ZM248 121V120H247ZM247 121H241L240 120V124H242L243 125V127L244 128H246V130L249 132L248 134V139H249V141L250 142H252L253 140H256L257 138H260V136H262L263 134H257V132L258 131H256V130H260V129H263L264 127L262 126L263 124H264V121H263V124H259V122H255V121H250V124L247 122ZM18 122V123H17ZM87 122H89L88 124H89V126H87V128L89 127V129H87L86 127H85V123L87 124ZM216 122V123H215ZM262 122V121H261ZM92 123V124H91ZM222 124V122H219V121H213V122H211V126L209 127V128H211L212 130H215V131H217V132H220V134H222L220 137L222 138V139H225L224 138V136L227 138V136H229L227 139L229 140V145L231 144V147L229 148V152H230V154H231V152H232V154L234 153V152H238L239 151V149L241 148L240 147V145L242 146H244L245 144H247V143H243V141H246V142H248V143H250L248 140H246L247 138H245L244 140H243V138H244V136L242 137V135H243V133H244V131H243V129L244 128H241V126H238V128H239V131H238V128H235V129H233V131L235 132V134H234V132L232 131V129H228L229 131H230V133H229V131H227V132H225V129H224V127L225 126H223V124ZM59 124V125H60ZM252 124V125H251ZM256 124H258V125H256ZM61 125V126H62ZM96 125V124H95ZM247 126H248V128H247ZM24 127H26V126H24ZM48 129H47V128ZM54 127V128H53ZM66 127H70V129H69V131H64V133L66 134H70L71 133V131L70 130H72V134L70 135V137L68 136V138H71V136H73V133H75V135H74V137L73 138H71L70 139V142H68L69 141V139L67 138V136L65 137V134H64V136L62 135H60L59 134V131H63V129L65 128V129H67ZM90 127H93V128H91L92 130H91V132L90 131H88V130H90ZM74 128V129H73ZM57 129H59V131H57ZM95 129H97L96 130V132H95ZM77 130V131H76ZM73 131H75V132H73ZM237 131L239 132V134L237 133ZM69 132V133H68ZM93 132H95L97 135H98V137H96L95 136V134L93 133ZM225 132V133H224ZM50 133V134H49ZM61 133V132H60ZM63 133V132H62ZM76 133L78 134V133H80V134H78V135H76ZM240 133H242V134H240ZM236 134H238V135H236ZM251 134H253V135H251ZM59 135V136H58ZM238 138H237V137ZM250 136V137H249ZM54 138L53 140H54V142H53V140L52 139H50V138ZM56 137V138H55ZM59 137H61V138H59ZM241 137V140L242 141H239V143H234L233 142V139L234 140H239V138ZM252 137H254V138H252ZM20 138H22V139H20ZM66 138V139H65ZM76 138V139H75ZM166 138V139H165ZM173 138H175V136H173V137H168L167 135H166V137H163L162 139H159V140H152V142H147L146 143V141H147V139H143V138H141L143 141H145V143L143 144V141L141 142L140 141V138L138 139V138H136L137 140H139L140 142V144H142L143 145V147H147L146 149L144 148L143 149V147H142V145H140V148H142L143 150V153H149L148 151L149 150H151V151H153V153H154V151L156 152V154L154 153V156L155 155H158L157 154V152L159 151H162V150H164L163 151V153L165 152V148L166 147H169L170 149H172L171 147H174V146H176V148L174 147V149L176 150L175 152H173L174 150H172V152L170 153V151L168 150V153L166 154V155H172V153H173V155L176 153V154H178V155H180L181 157L179 158V159H177V158H175V157H173L176 161H174V159L172 158V159H170V157L168 156V157H165L166 155H164L163 156V158L165 157V159L167 160H165V163H167L168 165H170L171 167H172V165L175 167L174 168V171L173 172H175L176 174L178 173V171L179 172H181L183 169H181V171H180V168L183 166V165H185V164H183L184 162H186V164H188V162L190 163V165H189V167H188V165H186L187 167H185V166H183L182 168H188L189 170H191L192 169V171H194L193 170V168L195 169V171L198 169V171H196V172H198L199 173V170H204L205 169V172H207V174H209V173H212V171H214L215 170V168L214 167H212V166H210L209 164H207V162L206 161H204V160H202L200 157H198L193 151V153L190 151V149H188V148H184V144H183V146H181V144H179L178 143V141L176 140H174ZM50 139V140H49ZM72 139H75V141H72ZM132 139V142L133 143H137L138 141H136L135 140V137H132L131 138ZM175 139H177V138H175ZM252 139V140H251ZM174 140V142H172V141ZM81 141V139H79V143H80V145H82V142ZM87 141V140H86ZM86 141H83L84 143L86 142ZM97 141H99V143L97 142ZM162 141V142H161ZM163 141H164V143H166L165 145H168V146H165L164 145V143H163ZM172 142V144H171V142ZM56 142H59V143H56ZM64 142V143H63ZM72 142V143H71ZM87 142H89V141H87ZM156 142H158V143H156ZM70 143V144H69ZM139 143H137L138 145H139ZM158 144V146H159V149H158V146L157 147H153V146H156V144ZM163 143V144H162ZM178 143V144H177ZM60 144V145H59ZM159 144H161V145H159ZM169 144H171V145H169ZM55 145V146H54ZM69 145H72V147H73V149L71 148V147H69V148H66V147H68ZM102 145V146H101ZM145 145V146H144ZM162 145H164V149H162L163 147H161L160 148V146H162ZM178 145H179V147H178ZM239 145V147L238 148H235V147H237ZM98 146V145H97ZM97 146H96V148H97ZM75 147V148H74ZM102 147H104V145L103 144H101L100 143V148H102ZM99 148V147H98ZM178 148V149H177ZM232 148V149H231ZM243 148V147H242ZM160 149H162V150H160ZM180 149H182L181 151H179ZM79 151L81 150V148L80 149H78ZM144 150H146V151H144ZM166 150V151H167ZM68 151V150H67ZM76 152H78V151H76ZM178 152V153H177ZM184 152V153H183ZM80 154H82V150H81V152H79ZM170 153V154H169ZM187 153V154H186ZM165 154V153H164ZM183 154H185L184 156H183ZM190 154V155H189ZM162 155V153L161 154H159L158 156H159V158H160V156ZM172 155V156H173ZM178 155H174V156H176V157H178ZM158 156H156V157H158ZM168 158V159H167ZM183 158H185L184 160H183ZM193 159V161L194 162H196V161H198L197 163H201L200 165H203V164H205V166H203L204 167V169L202 168L201 169V167L202 166H195V165H199V164H196V163H191L192 161V159L190 160V161H186V159ZM161 159H162V156H161ZM180 159H182V164L179 162V160ZM196 159V160H195ZM168 160H169V162L171 163H169L168 162ZM173 160V161H172ZM162 161H164V159H162ZM143 163H145L144 161H142ZM175 162V163H174ZM179 162V163H178ZM253 161H248L247 163H248V165L250 164V166H252L253 165V163H252ZM176 163H177V165H179L180 167H179V169H178V166H176ZM193 164H195L194 165V167H192V165ZM182 165V166H181ZM173 168V167H172ZM176 168H177V172L175 171L176 170ZM260 170H262V168H260ZM192 171H190V172H192ZM201 172V171H200ZM204 172V173H205ZM201 173H203V172H201ZM201 173H199V174H201ZM203 173V175H205ZM206 174V175H207ZM213 174L214 175H216L215 174V171L213 172ZM210 175V174H209ZM177 176H178V174H177ZM178 178L181 180L180 182H179V184L180 185H184V182L182 181V179H183V177H181V175L179 174V176H178ZM205 178V177H204ZM205 179H209V178H205ZM218 179H220L219 177L218 178H215V180H217V184H219V185H226V186H228L227 185V182H225L226 180L222 177L221 179L222 180H218ZM184 180V179H183ZM218 181H219V183H218ZM221 183V184H220ZM263 186H264V183L262 184ZM233 187H231V186H228L229 188H230V190L232 189V190H234V188L236 189V188H238L239 189V194L240 195H242V196H244V197H242L243 198V200H244V198H245V200L246 201H248V200H251V202H257L258 203V200L259 201H262L261 199H263L264 200V196H260V195H258V194H250V193H247V192H245V191H243L242 190V188H241V186H239V185H232ZM262 186V187H263ZM237 189V190H238ZM237 190H234V191H236L237 192ZM263 190H264V187H263ZM235 192V194L234 195H237V193ZM124 192H122L121 193V191L117 194V193H112V194H115V198L117 197V201H116V204H117V209L118 210H121V212H123V213H125V215L129 212V209H130V211L132 210L133 211V214L135 213V216H136V212L138 211V210H140L139 208L141 207V199L139 198V197H136V196H134V195H129V194H127V193H124ZM32 194V193H31ZM41 194V195H40ZM116 194H117V196H116ZM34 195H40V196H33L32 198H31V201H32V199L34 198H36V202L38 201V202H45V203H42V205H41V203L39 204L40 205V207H39V209L40 210H38V209H36L37 210V213L35 214V213H33V212H31V209H32V211H33V208H35V206L33 207L32 206V203H33V205L34 204H37V203H35V202H31L30 200H29V202H31L30 203V205H28V207L26 208V209H28L29 210V212H31V214H33V215H31V214H28L29 216L31 215V216H33L32 218L34 219V230H42L41 231V233H43L44 232V236H49V235H51L52 233H54V230H52V228L54 229V227H55V222H57V220H52V219H54V213H53V211L52 210H50V212H48L49 210H45V207H44V205L43 204H46V208L48 207L47 205H50V202L49 201H47V200H45L46 198L43 196V193H41V192H39V193H34ZM239 195V196H240ZM42 196V197H41ZM121 196H122V198H121ZM256 196H258V197H256ZM38 197V198H37ZM123 197H124V199H123ZM128 197V198H127ZM237 197H238V195H237ZM248 197V198H247ZM42 198H44V200L42 199ZM120 198V199H119ZM242 198H240L239 200H241V202H243V200H242ZM33 199V200H34ZM41 200V201H39V200ZM124 200V201H122L121 202V200ZM140 199V200H139ZM245 201V202H246ZM49 202V203H48ZM121 203V204H120ZM125 203H127V204H125ZM132 203H133V205H135V206H132ZM255 204L257 207L258 206H261V204L262 203H258V204ZM119 204V205H118ZM138 204V205H137ZM245 204V203H244ZM131 205V206H130ZM136 205H137V207H138V209L137 208H133V207H136ZM130 206V207H129ZM209 206V207H208ZM214 206H216V204H214ZM44 207V208H43ZM123 207H125L124 209H123ZM128 207V208H127ZM263 207H264V204H263ZM36 208H37V206H36ZM48 208H50V207H48ZM207 208L209 209V210H213L214 209V207L213 206H210V205H207ZM125 211V212H124ZM132 211L130 212V213H132ZM41 212H43L42 213V215H41ZM45 212L47 213V214H45ZM127 214L126 216L128 217V215H130L129 217H131V218H136L134 215V217L132 216V214ZM36 215H38V216H36ZM44 215H50L49 216V218H48V216L46 217V218H44L45 216ZM31 216H30V218H31ZM44 216V217H43ZM128 217V218H129ZM52 218V219H51ZM47 219V220H46ZM51 220V221H49V220ZM137 219V218H136ZM140 219V218H139ZM44 220H46V221H48V223H50L49 225H46V221L44 222ZM133 220V219H132ZM52 221H53V223H52ZM75 221V228L77 227V231H79V233L81 232V234H80V237H84V238H86L85 240H88V239H93V235H91V233L92 234H94V235H96L97 233H98V231H96V229H94V227H92V226H89V225H87V224H85L84 222H82V221H79V222H81L80 223V225H79V222H77V219L76 220H73V222ZM205 221V222H204ZM36 222V223H35ZM44 222V223H43ZM137 222V220H133L132 221V224L133 225H135V226H137L138 225V223H136ZM203 222L206 224V218L203 220ZM37 223L39 224V225H37ZM47 223V224H48ZM239 223V222H238ZM52 224H54V225H52ZM83 224V225H82ZM85 224V225H84ZM208 225H206V226H209V228L210 229H212V226L210 225L211 224V222H208L207 223ZM240 224V223H239ZM87 225V226H86ZM140 225V224H139ZM146 225V224H145ZM41 228H40V227ZM45 228H44V227ZM50 226V227H49ZM88 226H89V228H88ZM147 227H148V225H146ZM211 226V227H210ZM39 227V228H38ZM42 227H43V229H42ZM49 227V228H48ZM141 227V226H140ZM240 227V226H239ZM238 227V230H240V231H242V229H240ZM82 228V229H81ZM124 228L129 232V230L131 231V227H129V226H124ZM135 228V227H134ZM90 231H89V230ZM137 227H136V229H135V235H133V236H137ZM39 230V231H40ZM91 230H94V232L92 231L91 232ZM213 230V229H212ZM134 231V230H133ZM97 232V233H96ZM46 233V234H45ZM79 233H76V234H78L79 235ZM90 233V234H89ZM96 233V234H95ZM132 233H134V232H132ZM49 234V235H48ZM129 234L130 233H127L126 235L127 236H129ZM82 235V236H81ZM131 235V234H130ZM127 236H125V240L122 242V243H124L125 245H127L128 243H129V241H130V238H131V236L129 237V238H127V241H126V237ZM132 236V237H133ZM78 239H83V238H78ZM154 241V240H153ZM120 242V240L118 239V240H113L112 242H110V243H108V247H107V243L106 244H104V245H102V247H103V251H101L100 252V256L99 257H104V258H100L101 259V264H110V262H112V263H114L116 260L115 259H117V258H115V256L116 257H118L117 255H119L120 254V256H121V258L122 259H117V260H119V262L118 263H120V264H130L129 262H131L132 260H129L131 257H128V256H132V254H131V252H132V250H130L129 248H126V246H125V248H123L124 246H121L120 247V245L122 244L121 242V244L119 243ZM126 242H128V243H126ZM163 242H165V241H160V243H158V242H156V243H154V244H158V245H161L160 247H162L163 249L166 247V245L167 244H163ZM59 243L60 244H63L62 242H60L59 241ZM93 243V242H92ZM95 244H98V245H100L99 243H97V242H94ZM114 243V244H113ZM119 243V244H118ZM111 245V247H110V245ZM131 244H133L131 247L133 248V249H137L138 248V246L137 245H135V242L133 241V243L131 242ZM169 244H171V243H168V245ZM116 245V247H114ZM123 245V244H122ZM167 245V246H168ZM106 248H105V247ZM128 246H130V245H128ZM164 246V247H163ZM171 246H174V245H172L171 244ZM118 247H119V250H118ZM135 247V248H134ZM109 248H110V251H109ZM114 249V250H112V249ZM122 248L123 249H126V250H122ZM176 249H179V248H177V247H175ZM173 249V250H175V251H177L176 249ZM128 249V250H127ZM108 250V251H107ZM116 250H118V252H119V254H117V255H115L116 253H118V252H116ZM121 251V252H120ZM130 251V252H129ZM106 252V253H105ZM124 252H126V253H124V254H129L128 256H124V254L123 253ZM129 252V253H128ZM177 252H179V250L177 251ZM176 252V253H177ZM184 252V251H183ZM183 252L181 251L180 253H177L176 254V256H178V254H179V256L177 257V258H179L180 256H182V258H184L183 260H184V262H185V260L188 262V260L190 261V262H186V264H192V262L193 261H191L189 258H188V255L184 252V254H183ZM194 252H196V250L194 251ZM198 253V254H197ZM195 255H196V259L194 260V264H195V262L196 261H198V259H200V257L198 258V256H201V254H199V253H201V252H197ZM111 258H113L114 257V260H107L106 261V259H107V255ZM172 254L173 255H175V252L173 251L172 252ZM186 254V255H185ZM105 255V256H104ZM171 255V254H170ZM123 256V257H122ZM159 256V255H158ZM106 257V258H105ZM109 257H108V259H109ZM127 258V259H123V258ZM111 258V259H112ZM176 258V259H177ZM132 259V258H131ZM160 259H162V260H166L167 261V264H171L172 263V259L171 260H167L168 258L167 257H163V256H161L160 257ZM121 260H124V261H126V263L124 262H122ZM127 260L129 261V262H127ZM133 260H135V259H133ZM180 260V258L177 260L180 264H185V263H183V260L181 261H179ZM201 260V259H200ZM200 260L198 261V263L200 262ZM108 261H110V262H108ZM171 261V262H170ZM176 260H174V262H175ZM176 261V262H177ZM135 262L136 261H134V264H135ZM168 262H170V263H168ZM177 262V263H178ZM111 263V264H112ZM116 264H117V261L115 262ZM114 263V264H115ZM132 264H133V261L131 262ZM138 263V262H137ZM178 263V264H179ZM197 263V264H198ZM203 263H205V262H203L202 260H201V262L199 263V264H203ZM139 264V263H138ZM174 264V263H173Z\"/></svg>", "mask_w": 264, "mask_h": 264}]
</instances>
